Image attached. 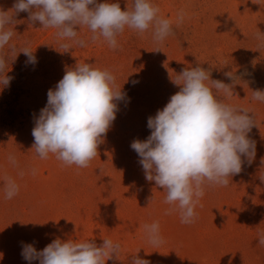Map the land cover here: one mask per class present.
I'll use <instances>...</instances> for the list:
<instances>
[{
  "label": "rangeland",
  "instance_id": "obj_1",
  "mask_svg": "<svg viewBox=\"0 0 264 264\" xmlns=\"http://www.w3.org/2000/svg\"><path fill=\"white\" fill-rule=\"evenodd\" d=\"M110 2L126 10L133 0ZM151 2L172 22L173 34L162 43L154 41L151 29L140 34L126 27L113 50L103 40L92 42L90 30L81 27L78 38L85 46L67 51L61 44L70 41L59 40L55 28L33 24L26 12L9 25L14 35L0 50L12 77L0 86V264H29L22 243L40 251L55 239L119 243V256L106 264H131L135 255L150 264H264L258 241L264 233V102L253 99V91L264 92V0ZM14 3L0 0V10H12ZM25 47L33 51L34 65L20 52ZM85 62L111 71L126 98L118 102L116 119L88 167L65 165L51 153L41 159L32 129L48 90L66 70ZM196 66L232 85L230 97L218 94L224 103L249 110L256 155L251 163L242 157L243 170L227 186L206 183L194 222L184 224L178 212L165 214L166 192L145 179L130 145L150 135L148 118L179 91L172 79ZM229 72L239 77L235 83ZM6 178L19 186L11 199H5ZM154 221L164 241L158 247L143 227Z\"/></svg>",
  "mask_w": 264,
  "mask_h": 264
},
{
  "label": "clouds",
  "instance_id": "obj_2",
  "mask_svg": "<svg viewBox=\"0 0 264 264\" xmlns=\"http://www.w3.org/2000/svg\"><path fill=\"white\" fill-rule=\"evenodd\" d=\"M21 12L28 13L33 24L57 29L59 40L70 41L61 44L67 51L73 45L85 46V41L78 38L77 28L81 27L90 30L92 42L103 40L113 50L118 48L117 36L126 27L140 34L151 29L158 43L173 34L172 22L159 15V7L151 0H133L126 10L110 0H15L12 10H0V50L13 37L9 25L16 23ZM183 18L181 12L178 23ZM12 51L15 52L14 46ZM20 52L28 58L27 63H37L30 48ZM6 67V58L0 56V86H8L12 79L7 76ZM210 75L200 66L177 74L172 80L179 91L147 120L150 135L130 145L139 157L145 179L166 192L163 202L170 207L165 214L178 212L184 224L194 222L206 183L227 186L228 178L243 170L242 157L251 163L256 155V142L249 136L256 126L254 118L249 110L224 103L218 94L223 92L230 97L232 85L211 79ZM226 75L234 83L239 79L232 72ZM126 95L107 69L85 62L66 70L55 89L48 90L47 104L32 129L38 156L47 159L51 153L65 165L88 167L116 119L118 102L125 100ZM253 99L264 102V92L253 91ZM9 159L15 163L13 157ZM18 191L15 181L6 178L5 199H11ZM143 227L151 245L163 244L159 221ZM258 241L264 245V233ZM120 249V244L110 239H103L100 246L92 240L55 239L40 251L33 244L22 243L21 255L29 264L34 260H39V264H106L119 256ZM131 264L150 262L135 255Z\"/></svg>",
  "mask_w": 264,
  "mask_h": 264
}]
</instances>
